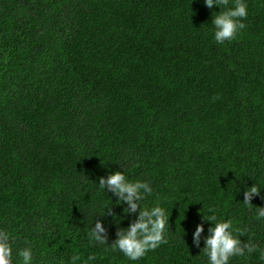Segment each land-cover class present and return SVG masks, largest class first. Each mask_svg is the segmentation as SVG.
Listing matches in <instances>:
<instances>
[{"label": "trees", "instance_id": "trees-1", "mask_svg": "<svg viewBox=\"0 0 264 264\" xmlns=\"http://www.w3.org/2000/svg\"><path fill=\"white\" fill-rule=\"evenodd\" d=\"M235 2L0 0V230L13 264L25 247L33 264H208L213 214L264 250V0H244L245 28L218 43L212 19ZM115 171L150 183L143 206L169 217L167 242L136 261L113 246L136 214L99 187Z\"/></svg>", "mask_w": 264, "mask_h": 264}, {"label": "clouds", "instance_id": "clouds-1", "mask_svg": "<svg viewBox=\"0 0 264 264\" xmlns=\"http://www.w3.org/2000/svg\"><path fill=\"white\" fill-rule=\"evenodd\" d=\"M205 4L212 8L214 5H227L229 0H204ZM248 15L247 4L244 0H236L235 7L221 12L212 19L215 25L214 38L218 43L223 44L225 41H231L236 38L241 29L245 28V24L241 18ZM99 187L111 190L117 197V205H126L123 208L125 216L136 214L135 219L128 223L126 227H119L116 233V239L113 246L118 248L129 260L136 261L144 257L149 250L156 249L161 243H166V230L169 217L166 209L159 204L152 207H144L142 202L146 196L153 193V188L146 181H131L125 172L115 171L107 177H101ZM261 188L252 185L245 191L244 202L252 204L251 199L254 195L260 193ZM111 211L110 205L104 206L103 215ZM258 216L264 217V208L258 209ZM113 217L117 223V217L120 216L113 213ZM208 220L214 221V227L209 229L210 235L205 239L203 248L208 264H230L231 258L242 257L259 250L261 257L264 258V250L249 241L241 242L239 235H244L243 231L235 234L231 220H217L215 214L206 216ZM121 218L119 219L120 224ZM204 231L203 225H197L193 233L194 243L199 245L200 234ZM106 229L103 222L95 221V227L91 229V237L99 243L103 244L107 241V237L101 235ZM14 237H10L6 230H0V264H13V245ZM17 255L22 259V264H33L34 256L31 247H25L17 251ZM79 260V257H72L73 264ZM89 261L95 260L94 256L88 257Z\"/></svg>", "mask_w": 264, "mask_h": 264}]
</instances>
